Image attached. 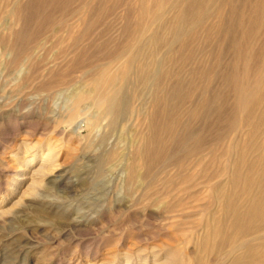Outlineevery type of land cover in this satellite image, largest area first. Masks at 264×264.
<instances>
[{"label": "rangeland", "instance_id": "obj_1", "mask_svg": "<svg viewBox=\"0 0 264 264\" xmlns=\"http://www.w3.org/2000/svg\"><path fill=\"white\" fill-rule=\"evenodd\" d=\"M263 2L222 0L221 18L209 38H204L205 28L194 31L192 24L176 29L189 33L184 46H168L166 38L172 32L158 26L166 42L155 48L153 58L168 73L160 74L154 100L148 88L121 75L129 105L127 113L110 125L105 105L90 98L78 104L80 115L70 120L73 124L54 122L49 111L67 120L74 105L69 98L72 89L90 88L96 94L103 85L98 79L102 70L108 75L121 62L114 58L116 54L146 49L145 34L136 29L139 0H11L8 8L13 14L4 17L10 22L4 36L10 40L7 60L23 52L28 65L24 71L35 81L63 77L66 83L51 89L29 85L16 90L12 79L17 72L0 71V195L15 176L17 157L44 151L49 143L60 150L51 188L23 194L0 214V264H148L152 255L164 252L181 256L188 264L197 259L229 264L230 256L202 252L197 244L212 223L211 215L220 209L209 183L224 185L221 168L228 167L239 145L248 143L246 136L235 134L238 145L233 149L229 125L242 111L234 85L251 83L256 70L264 68ZM205 20L214 26L213 19ZM190 49L193 56L187 57L192 55ZM134 90L141 97H131ZM73 126L78 128L73 131ZM21 140L29 145L25 154ZM129 144L146 152V158L155 155L163 160L149 168L156 176L149 187L134 189L124 183L128 163L145 170ZM116 149L119 153L111 157ZM245 154L251 158L255 152L249 149ZM196 157H200L197 166ZM182 175L195 177L184 192L177 187ZM147 191L160 198L170 191L166 201L182 198L185 204L164 213L158 201L147 200ZM36 193L45 198L34 197Z\"/></svg>", "mask_w": 264, "mask_h": 264}, {"label": "bare ground", "instance_id": "obj_2", "mask_svg": "<svg viewBox=\"0 0 264 264\" xmlns=\"http://www.w3.org/2000/svg\"><path fill=\"white\" fill-rule=\"evenodd\" d=\"M221 1L220 0H139V12H138L139 20L136 25V29L139 35L145 34L144 40L142 41L143 44L145 43V45L147 46L146 49H144V47L143 49L140 48L137 52L133 54H131V52L120 53L119 55L116 54L114 58L121 60V62L118 61L119 62L118 66H116L115 70L113 72L111 71L112 73L108 75L105 74V68H104L102 70L100 77L98 78L99 81L101 82V83L99 82V84L100 85L103 84L104 86L103 85L99 86L96 94L94 90L90 88L81 87L78 90L72 89V91L69 94V98L72 100V103H74V105L70 111V114L68 115L67 120H63V118L59 119L61 117L52 110L49 111L51 119L56 123L62 120L70 124H73V122L72 121L70 122V120L80 115L78 104L81 101L90 98L92 99L93 102L95 101L101 102L102 104L105 105L104 107L105 110L107 111L108 114L111 115L112 118L110 121V125H113L114 123H116L115 121L117 120V118L124 116L125 112L127 113L126 108L129 105L130 96H128V94H126L124 90L121 88V82H120L121 81L120 76L124 74L133 77L132 79L136 85L138 84L146 87V89L148 88L149 96H151V100H154L156 97V89H158L159 87L160 74L162 73V71H164L165 74L168 73V70H164V68L162 67L163 63L153 58L154 53H156L155 48L158 47L160 43L166 42V40L168 46H171V44H175V43L182 45L185 39H188L189 33L188 31L183 33H177L176 29L179 27H183L186 24H192L191 28L193 30L194 29L198 30L199 28H201L202 31L205 28L203 34L204 38H209L211 35L214 34V27H216L217 23H219V18H221L220 13H222L221 12L222 7L220 6L224 5V4L221 5V3L219 4V2ZM10 2L11 0H0V34L2 35V36L0 35L1 36L0 53L2 55V56L0 55L1 56L0 71L3 68V69H13L17 72V75L14 77V79H12L13 80L12 84L16 90H20L22 88L24 89V87H27L29 85L32 86L34 85L35 89H41L44 87H48L51 89L55 86L65 84L66 80L63 79V77L53 78L52 80H49L47 82L35 81L36 79L30 76L31 74H29L28 70L24 71V67L26 65L25 64L26 62H24L26 60V55H24L23 52H21L17 58H13L11 60L12 62L7 60V58L9 57L8 47L10 45V40L9 39L4 40V36L5 34L8 33L10 22H8L7 20L5 21L4 17L7 12L12 13V11H14L12 9L9 10L8 8ZM226 8L229 9L231 7L228 6ZM232 8L237 9L236 7H232ZM253 10L256 11L258 9L254 8ZM223 11L224 13H226V9L225 10L223 9ZM235 12L237 14V11ZM188 14L190 15V18ZM167 15H169L170 17H168ZM240 17L241 14L239 18ZM206 18H211V20L213 19L215 21L214 26L210 25L209 27L208 25H206L207 24L206 22L208 21L205 20ZM237 22L238 21H236L235 23L237 24ZM239 23H241V21ZM160 25L166 27L167 29L165 30H169L170 32H172V35L169 34L171 36L169 37L170 39L166 38L165 40V37L157 32L158 26ZM256 30L258 29H255V31ZM244 31L241 32L244 34ZM249 33H251L252 35V31ZM248 35L250 36V34ZM190 37L192 38V35ZM36 46L37 45H35V47ZM191 49L190 51L189 50L188 51L191 52ZM193 53L192 55L189 54L190 56L188 55L187 57H192ZM184 59L188 60V58H184ZM248 67L246 66L245 69L246 68L248 69ZM261 67L262 66H260V68ZM260 68H258L259 70H256L257 72L252 70L256 72V78L255 80L253 78V81H251V83L249 82L248 84L234 85L235 92L237 93L236 94L237 104H239L238 107L239 106L242 107V111L238 116H236V118L229 125L230 126L229 128H231L229 130H232L233 132L232 133L233 137L232 136L230 137V145H233L232 146L233 149L236 148V146L238 145L235 134L239 136L240 135L246 136V140L248 138V143L239 145V149L237 150L234 159L230 161L228 167L226 169L221 168L220 174L222 175L225 174L226 182L224 183V185H220L218 183L217 185L216 183L212 182L211 181L212 177L207 178L208 180L211 181V183H209V186L212 189L211 197L218 203L220 209L218 212L213 213L211 215L212 223H209V227L207 231L204 233V235L201 236L197 246L198 249H201L202 252L210 251V252H217L218 254H226L230 256L228 258L230 259L229 264H264V68L263 67L261 69ZM38 75L40 76V74ZM252 83L253 86H251ZM106 88H110V91L105 92ZM139 92L138 90L132 91L131 97H135V98L141 97V93ZM175 93L176 92H174V94ZM187 97L188 96L185 95V97L183 98H187ZM192 111H196V109L195 110L192 109ZM139 113H141V111ZM72 128H73L72 130L74 131L78 127L73 126ZM259 137H261L260 141L258 139ZM20 142H21L20 145H22L21 146L23 151L22 154H25L26 152H28L26 150V148L29 146L28 142H26L25 140H21ZM129 146L131 148L130 152L137 155L135 156L136 159L138 158L137 160H142V165L143 168H145V170L144 169L141 170L142 168L137 167L135 162L128 163L125 166L126 176L124 179V183L128 188L131 187L134 189L137 188L140 189L143 186L149 187L150 185L153 184L154 178L156 177L154 176V173L149 170V168L154 163L155 164L163 163V160L158 159V157H156L155 155L146 158L145 156L146 152H144L143 150H136L133 146H131V144H129ZM249 149L255 152V155L251 158H247L245 154ZM118 153L119 152L117 151V149L113 150L110 152V156L111 157L117 156ZM59 155H60V150L57 149V146L50 145L49 143L47 144L44 151L29 152L28 154L17 157L16 158L17 160H15V162L18 168L15 172V176H13L14 178L11 177L12 179L10 178L8 180V186L5 191L6 193H2L0 195V214H2L8 209L7 206L10 203H12L14 199H18V198L20 199V197L23 194L28 193L29 191L32 190L34 191L39 187L51 188L50 185L55 183L54 182L55 180L52 176L54 175L55 170L59 166V161H58ZM194 161L195 163H197L196 166L199 165L200 157H196ZM240 164H243V167H240ZM194 178L195 177L193 175H182L178 179L179 181L177 187L180 188L179 190H182L184 192V189L186 190L187 186L195 183V180H193ZM166 180H168V178L165 179L164 181ZM169 181L172 182L173 179H171L170 177ZM164 186L167 185L164 184ZM148 192L149 191H147L145 195H147ZM170 193H171L170 191H165L163 192V194L161 192L162 194L161 198L160 196L157 197V195L153 197L151 196V194H148L146 198H148L147 200H149L151 203L153 202L155 203V201H158L157 203L160 204L162 210H164V213H170L178 208H182L185 204L182 198L179 199L174 198L172 201H166L164 197L172 195ZM34 197L45 198V195L36 193ZM210 236L212 237L211 241L209 238ZM240 249L242 250L241 252H239L238 254H234L235 251ZM164 253L165 254L162 255L161 254H155L154 256L152 255L153 258H151V261L148 264H188L187 261L181 256H174V254H172L171 252L168 253L164 252ZM140 263L147 264V262H140ZM206 263L207 262H205L203 259H197L196 261L193 262V264H206Z\"/></svg>", "mask_w": 264, "mask_h": 264}]
</instances>
